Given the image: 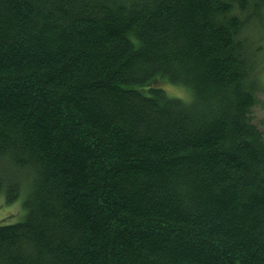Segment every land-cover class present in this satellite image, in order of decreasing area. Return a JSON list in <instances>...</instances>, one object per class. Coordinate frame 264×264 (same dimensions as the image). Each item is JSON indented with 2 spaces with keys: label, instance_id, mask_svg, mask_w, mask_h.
Listing matches in <instances>:
<instances>
[{
  "label": "trees",
  "instance_id": "trees-1",
  "mask_svg": "<svg viewBox=\"0 0 264 264\" xmlns=\"http://www.w3.org/2000/svg\"><path fill=\"white\" fill-rule=\"evenodd\" d=\"M256 28L264 0H0V190L30 187L0 264H264Z\"/></svg>",
  "mask_w": 264,
  "mask_h": 264
},
{
  "label": "rangeland",
  "instance_id": "rangeland-1",
  "mask_svg": "<svg viewBox=\"0 0 264 264\" xmlns=\"http://www.w3.org/2000/svg\"><path fill=\"white\" fill-rule=\"evenodd\" d=\"M250 32H252V30H250ZM256 32L257 38H260L258 43L263 46L261 49H264V34L259 33L257 28L253 33ZM260 75L262 83L264 84V56L261 59ZM163 86L169 95L180 97L183 100L190 98L188 90L181 86H176L168 82L163 83ZM260 99L261 103L252 111V119L264 131V93L260 96ZM7 170L9 175H13L15 172V170L11 168H7ZM18 175H20V173ZM26 181H28L26 178L21 180L22 184ZM21 188L22 189L17 195V198L13 201H8L6 199L8 193L5 187L0 190V224L16 223L22 221L25 218L26 208L24 207V201L30 192V187L22 185Z\"/></svg>",
  "mask_w": 264,
  "mask_h": 264
}]
</instances>
